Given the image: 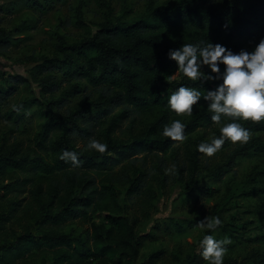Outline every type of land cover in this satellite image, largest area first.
<instances>
[{
    "label": "trees",
    "instance_id": "trees-1",
    "mask_svg": "<svg viewBox=\"0 0 264 264\" xmlns=\"http://www.w3.org/2000/svg\"><path fill=\"white\" fill-rule=\"evenodd\" d=\"M33 2L37 7H43L38 1ZM104 4L111 13L110 4ZM76 11L80 14V7ZM8 32L0 29V49L8 45ZM55 36L58 42L56 49L64 57L56 60L74 68L64 77L84 80L91 86V91L86 92L85 100L75 110H68L61 116L53 112V106L61 103L59 99L46 104L37 101L44 116L37 134L39 149L28 155L18 154L12 148L0 156V174L6 167L21 171L28 168L44 174L40 181L32 179L31 187L26 189V197L12 199L0 214V264H24L34 254L33 250L51 254L50 258L44 257L41 264H154L159 252L136 262L144 236L135 232L136 218L124 212L116 183L126 185L125 192L130 197L141 194L150 171L132 178L129 171L136 168L137 161H144L150 154L165 153L176 143L157 134L171 121H181V116L168 106L172 92L186 86L206 95L207 91L215 90L222 83V80H189L178 70L176 61L169 58V50L178 49L185 43L203 42L201 46H204L210 42L221 44L234 53L241 49L252 51L264 38V0H223L218 5L215 0H172L160 7H154L152 1L147 0L145 15L136 21L120 18L112 21L107 16L94 33L72 45H66L61 35L56 33ZM219 67L223 73L225 66L221 64ZM58 68L55 63L47 67L41 65L38 74L43 93L52 94L60 88L62 81L53 72ZM43 71L49 74L44 75ZM175 72L179 75L168 80ZM205 73L212 74L208 67ZM4 76L9 85L5 91H0V96H11L18 85L29 83V79L21 74ZM73 86L80 87L79 83ZM93 92L96 96L91 98ZM91 108L103 109L100 114L91 116ZM117 108L119 111L113 114ZM143 110H157L161 114L147 126L139 141L130 144L111 142L112 132L127 120L133 126L134 113ZM111 114L109 125L104 129L107 152H115L122 147L124 150L119 151L120 158L110 162L107 152L83 151L76 145V140L80 138L89 142L94 138L98 121ZM212 115L202 97L193 114L186 121H181L186 125L185 137L197 128L217 125L212 122ZM222 120L230 122L227 118L222 117ZM238 122L251 132L264 130V122ZM219 128L215 129L213 137L220 136ZM228 142L225 141L222 149ZM262 145L259 137L252 136L248 143H239L232 155L245 148ZM65 150L78 154L81 167H73L71 161L60 158ZM138 154L144 155L138 157ZM197 154L202 155L198 147L196 157ZM123 160L126 162L122 163ZM191 160L197 159L191 157ZM107 164L121 166L117 172H101ZM225 164L230 165V162ZM151 172L155 175L158 171ZM217 174L222 173L217 171ZM98 175L104 176L102 182L97 179ZM42 179L48 180L47 187ZM13 187V183H8L0 188L6 192H20ZM97 212L105 213L107 226L91 223L83 237L62 231L67 222L86 221ZM19 215L29 221L21 231L5 224Z\"/></svg>",
    "mask_w": 264,
    "mask_h": 264
},
{
    "label": "rangeland",
    "instance_id": "rangeland-1",
    "mask_svg": "<svg viewBox=\"0 0 264 264\" xmlns=\"http://www.w3.org/2000/svg\"><path fill=\"white\" fill-rule=\"evenodd\" d=\"M36 1L43 7H37L33 0H0V29L9 31L8 45L0 49V91H5L9 85L4 75L21 74L29 79L28 84L18 85L13 95L0 96V156L12 148L18 154L28 155L39 149L37 134L43 125L44 116L37 101L46 104L59 99L61 103L53 106V112L61 116L68 110H75L85 100L86 92L91 91V86L84 80L64 77L65 73H71L74 68H68L56 60L64 58L56 49V33L62 36L66 45L76 44L94 33L107 16L112 21L120 18L133 22L144 16L147 9V0ZM151 1L154 7H160L172 0ZM221 1L215 0L216 5ZM105 2L110 4L111 13L106 10ZM77 7H80V14L76 11ZM54 63L59 68L53 72L62 83L55 93H43L38 71L41 65L47 67ZM206 68L204 66L202 71L205 72ZM43 72L44 75L49 74ZM178 75L175 72L168 80ZM75 83H79L80 87H74ZM95 96L93 92L91 98ZM13 106L19 107L20 111H16ZM102 109L91 108L89 113L91 116L98 115ZM118 111L117 108L113 114ZM160 114L157 110L134 113L133 126L129 125L128 120L124 121L112 132L111 142L130 144L139 141L147 126ZM110 117L112 114L101 118L95 128L93 137L101 143H106L104 129L108 127ZM188 118L181 116V121ZM219 127L213 125L197 128L184 141L174 143L165 153L157 152L156 155H148L144 161H137L136 168L129 171L131 178L150 171L148 183L141 194L130 197L125 192L126 185L116 183L124 212L136 218L135 232L144 236L136 262H141L151 253L159 252L154 264H207L200 255L202 250L199 241L204 235H214L217 239L227 236L232 240L227 246L229 250L223 264H264V130L252 132V136L260 138L263 144L261 147L245 148L232 155L239 143L229 141L226 147L212 157L204 154H197L196 157L198 145L211 139ZM162 133L163 129H160L157 134L161 136ZM87 144L83 139L76 140V145L83 151H90ZM121 150L124 147L115 152H107L109 161L120 158ZM142 155L138 154V157ZM191 157L197 160L193 161ZM161 159L162 163L159 164ZM226 161L230 165L225 164ZM173 164L176 165V174H165V169ZM120 166L107 164V168L100 171L117 172ZM180 167L181 173L178 172ZM151 171L158 172L154 175ZM217 171L222 174H217ZM42 176L44 174L39 171L28 168L21 171L6 167L0 174V187L13 183V189L20 192H6L0 188V214L7 209L12 199L26 197V189L31 187L32 179L37 182ZM103 177L98 175L97 179L102 182ZM28 179V182L22 183ZM42 182L48 186L47 179H42ZM217 215L222 226L215 232L199 227V222L206 216ZM28 222L25 216L19 215L5 224L21 231ZM91 223L107 226L105 213L97 212L86 221H69L62 231L83 237ZM33 251L34 254L24 264H41L44 257H51L49 252Z\"/></svg>",
    "mask_w": 264,
    "mask_h": 264
},
{
    "label": "clouds",
    "instance_id": "clouds-1",
    "mask_svg": "<svg viewBox=\"0 0 264 264\" xmlns=\"http://www.w3.org/2000/svg\"><path fill=\"white\" fill-rule=\"evenodd\" d=\"M201 44L203 42L185 43L178 49L169 50L168 56L176 61L178 70L189 80H222V83L215 90L207 91L206 95L196 88L180 86L169 96L168 106L178 116H191L203 97L209 111L213 113L212 122L220 125V136L213 137L210 142H201L198 151L212 157L222 149L225 141L246 144L251 140L252 132L238 121L253 124L264 122V38L252 51L241 49L238 53L218 43ZM221 64L225 66L223 73L219 67ZM204 66L210 68L214 75L203 72ZM13 107L20 111L19 107ZM222 117L230 122H225ZM185 128L183 122L173 120L164 126L162 134L172 141L182 142L186 139ZM87 149L104 154L108 151V145L93 138L89 140ZM60 158L71 161L73 167H81L78 154L74 151L65 150ZM176 171V165L173 164L165 169V174L175 175ZM221 226L222 221L218 216H206L199 222L201 229L211 232ZM231 243L232 240L227 236L217 239L214 235H204L199 241L202 250L200 255L207 264H223L229 250L227 246Z\"/></svg>",
    "mask_w": 264,
    "mask_h": 264
}]
</instances>
